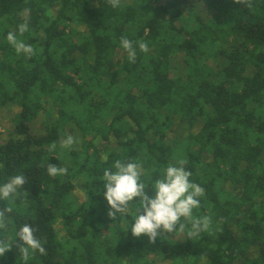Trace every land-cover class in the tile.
I'll return each mask as SVG.
<instances>
[{"label": "trees", "instance_id": "obj_1", "mask_svg": "<svg viewBox=\"0 0 264 264\" xmlns=\"http://www.w3.org/2000/svg\"><path fill=\"white\" fill-rule=\"evenodd\" d=\"M9 32L35 54H18ZM181 159L204 189L193 217L210 216L208 231L189 239L182 219L184 232L134 237L135 200L108 216L102 178L116 160L141 163L154 197ZM17 174L28 182L0 200L13 245L0 264H264V0H0V185ZM25 223L46 255L23 260Z\"/></svg>", "mask_w": 264, "mask_h": 264}, {"label": "clouds", "instance_id": "obj_2", "mask_svg": "<svg viewBox=\"0 0 264 264\" xmlns=\"http://www.w3.org/2000/svg\"><path fill=\"white\" fill-rule=\"evenodd\" d=\"M233 2L246 8L251 7V0H233ZM108 3L111 7L117 8L121 5V0H108ZM27 31L26 17L24 23L18 26V32L22 35ZM6 39L18 54L22 53L28 58L35 54L33 46L18 38L16 32H9ZM120 44L127 51L128 60L135 63L137 52L133 41L122 36ZM138 47L143 52L149 50L148 44L143 40L139 42ZM76 142L72 135H68L61 140V147L70 148ZM52 147L55 148V145ZM186 164L187 161L183 159L176 164H169L163 175L154 180L151 187L155 190V196L150 197L147 194L149 186L141 179L142 164L116 160L114 170L105 169L102 178L106 189L103 195L110 206L108 216L113 219L117 214L127 216L129 205L135 200L138 205L134 223L127 222V230L130 228L134 237L146 235L150 242H155L163 233H174L177 230L184 232L186 224L181 222L182 219L190 223L187 231L189 239L208 231L212 224L210 216L193 217V210L200 207V197L204 195V189L190 180L192 173L186 169ZM46 171L49 176L55 177L66 174L67 168L47 163ZM27 182V177L23 174L12 176L6 183L0 185V200H15L18 196H23L24 194L18 190ZM24 203L27 205L26 200ZM11 212V207L0 208V230L6 229L10 223L8 214ZM35 232L36 228L28 223L23 224L16 232L18 238L16 246L24 261H28L30 255L37 251L46 255V249L37 239ZM12 247V243L8 240L0 239V257Z\"/></svg>", "mask_w": 264, "mask_h": 264}, {"label": "rangeland", "instance_id": "obj_3", "mask_svg": "<svg viewBox=\"0 0 264 264\" xmlns=\"http://www.w3.org/2000/svg\"><path fill=\"white\" fill-rule=\"evenodd\" d=\"M5 115L9 118H12V111L9 113V112H6ZM5 120L3 121V124H5Z\"/></svg>", "mask_w": 264, "mask_h": 264}]
</instances>
